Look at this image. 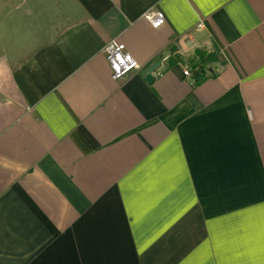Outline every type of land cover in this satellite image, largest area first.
<instances>
[{
  "label": "crops",
  "instance_id": "obj_1",
  "mask_svg": "<svg viewBox=\"0 0 264 264\" xmlns=\"http://www.w3.org/2000/svg\"><path fill=\"white\" fill-rule=\"evenodd\" d=\"M0 264H264V0H0Z\"/></svg>",
  "mask_w": 264,
  "mask_h": 264
},
{
  "label": "built area",
  "instance_id": "obj_2",
  "mask_svg": "<svg viewBox=\"0 0 264 264\" xmlns=\"http://www.w3.org/2000/svg\"><path fill=\"white\" fill-rule=\"evenodd\" d=\"M144 16L155 28L161 26L166 20L160 11H149ZM202 27H204L203 21L197 25V29ZM105 54L111 68L112 78L115 80H122L128 74L140 68L139 62L127 51L125 45L116 39H112L107 43ZM184 74H190L188 68L184 69Z\"/></svg>",
  "mask_w": 264,
  "mask_h": 264
},
{
  "label": "trees",
  "instance_id": "obj_3",
  "mask_svg": "<svg viewBox=\"0 0 264 264\" xmlns=\"http://www.w3.org/2000/svg\"><path fill=\"white\" fill-rule=\"evenodd\" d=\"M197 55L199 56L201 62L199 63L197 62L195 65H193L192 71H193L194 76L196 77V82H199L207 77L206 71L202 64V59L206 58L209 55H212V53H207L205 51L199 50L197 52Z\"/></svg>",
  "mask_w": 264,
  "mask_h": 264
},
{
  "label": "water",
  "instance_id": "obj_4",
  "mask_svg": "<svg viewBox=\"0 0 264 264\" xmlns=\"http://www.w3.org/2000/svg\"><path fill=\"white\" fill-rule=\"evenodd\" d=\"M160 65L161 61H157L145 70L143 76L147 82L151 83L154 80V73L160 67Z\"/></svg>",
  "mask_w": 264,
  "mask_h": 264
}]
</instances>
